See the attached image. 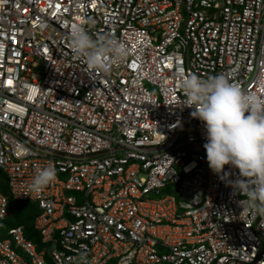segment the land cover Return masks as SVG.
I'll return each mask as SVG.
<instances>
[{"label":"built area","instance_id":"1","mask_svg":"<svg viewBox=\"0 0 264 264\" xmlns=\"http://www.w3.org/2000/svg\"><path fill=\"white\" fill-rule=\"evenodd\" d=\"M77 24L128 58L89 72ZM0 46V221L37 206L41 242L11 227L0 264H264V222L210 170L180 88L224 75L264 97V0H0Z\"/></svg>","mask_w":264,"mask_h":264},{"label":"clouds","instance_id":"2","mask_svg":"<svg viewBox=\"0 0 264 264\" xmlns=\"http://www.w3.org/2000/svg\"><path fill=\"white\" fill-rule=\"evenodd\" d=\"M69 40L74 55L83 59L93 74L107 73L111 64L124 62L129 56L130 50L120 39L111 34L94 37L79 24L71 27ZM4 51L0 46V55ZM180 88L185 96L183 105L194 108L191 116L204 125L207 142L203 147L210 170L236 195L246 197L243 203L251 217L264 222V97L243 90L224 75L206 80L187 75L182 77ZM226 165L238 169L234 180L225 171ZM56 179L54 166L38 168L29 190L39 195ZM240 203L242 206V200ZM75 264L88 262L80 258Z\"/></svg>","mask_w":264,"mask_h":264},{"label":"trees","instance_id":"3","mask_svg":"<svg viewBox=\"0 0 264 264\" xmlns=\"http://www.w3.org/2000/svg\"><path fill=\"white\" fill-rule=\"evenodd\" d=\"M38 213V207L31 203H20L10 200L9 215L7 219L13 221V226L23 225L25 227L26 236L34 240L38 246H41L40 235L34 229V221Z\"/></svg>","mask_w":264,"mask_h":264},{"label":"rangeland","instance_id":"4","mask_svg":"<svg viewBox=\"0 0 264 264\" xmlns=\"http://www.w3.org/2000/svg\"><path fill=\"white\" fill-rule=\"evenodd\" d=\"M5 176L3 174V172L0 170V184L2 186V188H4V191H7L8 186L7 183L5 182ZM14 225L13 221H10L8 219L6 220H2L0 221V235L2 237L7 235V231ZM111 264H114V262H112Z\"/></svg>","mask_w":264,"mask_h":264}]
</instances>
